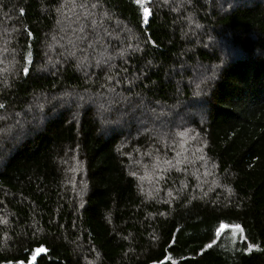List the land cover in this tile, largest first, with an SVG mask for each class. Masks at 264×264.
<instances>
[{
    "label": "trees",
    "instance_id": "16d2710c",
    "mask_svg": "<svg viewBox=\"0 0 264 264\" xmlns=\"http://www.w3.org/2000/svg\"><path fill=\"white\" fill-rule=\"evenodd\" d=\"M145 7L0 0V264H264V0Z\"/></svg>",
    "mask_w": 264,
    "mask_h": 264
},
{
    "label": "rangeland",
    "instance_id": "374dc122",
    "mask_svg": "<svg viewBox=\"0 0 264 264\" xmlns=\"http://www.w3.org/2000/svg\"><path fill=\"white\" fill-rule=\"evenodd\" d=\"M151 0H142V2L141 3H139L142 7H145L146 6V4L147 3H149ZM99 107H101V108H103L102 106H99ZM137 117V116H136ZM163 118V115L161 114V116L159 115V114H154V115H152V116H146V117H143L142 118V120L143 121H146L147 119H150V118ZM118 118L120 119V120H123L124 119V116L122 115V116H118ZM40 120L41 119H38L36 122L37 123H40ZM39 121V122H38ZM161 134H165L166 133V131H167V128H163V129H161V130H158ZM186 131V132H185ZM179 132V131H178ZM190 133H192V131L190 132V131H188V130H184V131H182V132H179L178 133V136H177V144H183L184 142H186V141H189V140H191V135H190ZM179 137V138H178ZM208 176H210V174H207ZM201 178L203 179V175L201 174Z\"/></svg>",
    "mask_w": 264,
    "mask_h": 264
},
{
    "label": "snow or ice",
    "instance_id": "6c2138e0",
    "mask_svg": "<svg viewBox=\"0 0 264 264\" xmlns=\"http://www.w3.org/2000/svg\"><path fill=\"white\" fill-rule=\"evenodd\" d=\"M141 2H142V0H137V3H141ZM144 13H145V20H146L148 14H149V9L145 7L144 8ZM236 227H237V229H239V226H236ZM240 231H242V229H240ZM249 250H251V246H250ZM40 251H43V249H37V252H40ZM33 259H34V257H33Z\"/></svg>",
    "mask_w": 264,
    "mask_h": 264
}]
</instances>
